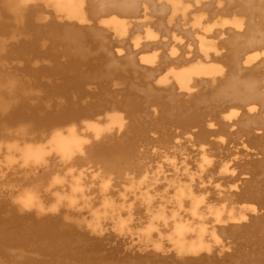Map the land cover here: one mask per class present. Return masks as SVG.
<instances>
[{
	"label": "bare ground",
	"instance_id": "1",
	"mask_svg": "<svg viewBox=\"0 0 264 264\" xmlns=\"http://www.w3.org/2000/svg\"><path fill=\"white\" fill-rule=\"evenodd\" d=\"M0 264H264V0H0Z\"/></svg>",
	"mask_w": 264,
	"mask_h": 264
}]
</instances>
